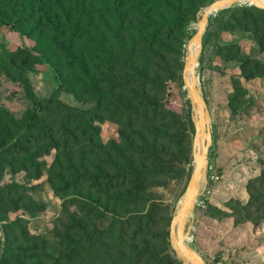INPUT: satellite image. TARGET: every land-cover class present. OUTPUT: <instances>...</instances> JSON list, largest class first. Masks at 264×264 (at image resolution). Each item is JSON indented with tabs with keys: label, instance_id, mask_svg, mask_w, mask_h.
<instances>
[{
	"label": "trees",
	"instance_id": "16d2710c",
	"mask_svg": "<svg viewBox=\"0 0 264 264\" xmlns=\"http://www.w3.org/2000/svg\"><path fill=\"white\" fill-rule=\"evenodd\" d=\"M196 1L21 0L20 20L0 14V27L20 34H24L20 22L26 23V35L34 19L41 31L49 26L54 38L47 47L66 52L68 64L83 76V93L97 99L96 109L85 111L61 101L57 97L60 88L35 102L23 124L5 121L4 125L0 119V180L9 168L39 179L45 172L40 158L56 150V162L47 171L52 185L60 188L66 205L73 207L80 200L83 204L80 236L70 216L62 218L67 224L59 229L56 241L32 235L23 217L4 224L0 264H178L168 246L159 249L152 234L158 220L144 209L149 206L154 180L182 172L173 160L176 155L167 151L174 149L180 161H188L190 149L183 145L187 135L169 114L167 102L153 92L147 68L160 56L165 40L196 11ZM249 11L264 16L261 9L239 13ZM26 54L46 57L39 46L26 49ZM142 63L149 66L139 73L136 64ZM102 72L107 73L104 82L96 83L95 75ZM100 115L118 123L122 131L121 141L107 147L108 168L95 175L85 155L90 153L86 148L92 140L97 139L96 147L103 145L95 127ZM143 130L145 136L153 137L154 145L146 142ZM76 150L84 154L80 170L75 164ZM260 181L264 190V171ZM14 186H0V201L13 196ZM249 190L253 214L259 215L264 211L261 192ZM43 207L32 203L26 212L43 211ZM107 217L113 218L112 223L100 228Z\"/></svg>",
	"mask_w": 264,
	"mask_h": 264
},
{
	"label": "rangeland",
	"instance_id": "374dc122",
	"mask_svg": "<svg viewBox=\"0 0 264 264\" xmlns=\"http://www.w3.org/2000/svg\"><path fill=\"white\" fill-rule=\"evenodd\" d=\"M19 1L0 0V14L20 20ZM214 1L197 0L196 11L182 21V27L171 39L165 40V48L156 62L150 66L136 64L139 73L146 72L149 66L147 74L153 81V92L159 100L167 102L169 114L187 135L183 145L190 149L188 161H180L181 155L174 149L167 151L176 155L173 160L179 162L182 172L159 178L162 181L154 180L149 206L144 209L154 213L158 220V229L152 234L157 238L159 249L168 246V253L178 264L183 263L174 253L167 233L193 170L195 134L193 107L183 74L189 42L198 29L202 12ZM245 9L258 8L236 4L211 17L198 68L200 86L212 116L214 155L194 212L188 243L209 264H264V211L253 214L255 208L250 206L249 190L251 187L261 192L259 202L264 209V190L259 187L264 171V16L253 11L240 15ZM37 20L31 21L27 35L24 22H20L24 34L0 27V65L5 66L0 69V119L4 125L5 121L23 124L35 102L53 96L60 88L57 97L70 106L85 111L95 110L97 106L96 95L83 93V76L68 64L66 52L47 47L54 35L49 26L41 27L43 32L38 29ZM35 46L43 50L45 58L35 59L26 54V49L31 51ZM106 75V72L95 75L96 83L104 82ZM95 125L103 145L96 147L97 139L92 140L86 148L90 153L85 156L89 158L87 164L91 171L98 175L99 169L108 168L107 147L112 141H121L122 127L103 115ZM145 133L143 130L146 142L154 145L153 137ZM83 155L76 150L78 170L83 166ZM56 159V150L42 155L40 162L45 172L39 179L25 171L5 170L0 186H17L10 199L5 197L0 201V253L5 242L2 226L18 217L29 223L32 235L56 241L59 229L67 224L62 218L70 216L76 220V235L80 236L82 201L78 200L73 207L66 205L67 199L60 194V188L52 185L47 173ZM87 191L90 192L88 187ZM16 201L20 202L13 203ZM32 203L44 206L43 211L27 213L26 208ZM112 221L113 218L107 217L99 224L100 228H108ZM91 233L95 234L94 230Z\"/></svg>",
	"mask_w": 264,
	"mask_h": 264
},
{
	"label": "water",
	"instance_id": "95a60500",
	"mask_svg": "<svg viewBox=\"0 0 264 264\" xmlns=\"http://www.w3.org/2000/svg\"><path fill=\"white\" fill-rule=\"evenodd\" d=\"M236 4H246L264 10L263 0H215L203 12L198 29L189 42L183 74L185 89L193 107L195 134L193 141V170L186 191L179 202L170 226V243L174 253L183 264H209L188 240L193 230L194 212L207 182L214 136L212 116L200 86L198 68L204 36L212 16ZM198 47V50H196ZM191 77L187 76V73Z\"/></svg>",
	"mask_w": 264,
	"mask_h": 264
},
{
	"label": "bare ground",
	"instance_id": "6f19581e",
	"mask_svg": "<svg viewBox=\"0 0 264 264\" xmlns=\"http://www.w3.org/2000/svg\"><path fill=\"white\" fill-rule=\"evenodd\" d=\"M263 2H264V0H263ZM232 8H233V7H232ZM225 11H226V10H225ZM220 12H221V11H219L216 15H218ZM216 15H215V16H216ZM219 15H220V14H219ZM196 50H198V47H196ZM187 76H188V77H191V74L188 72V73H187Z\"/></svg>",
	"mask_w": 264,
	"mask_h": 264
}]
</instances>
